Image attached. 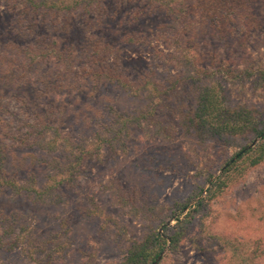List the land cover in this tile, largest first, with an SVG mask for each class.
<instances>
[{
  "label": "rangeland",
  "instance_id": "374dc122",
  "mask_svg": "<svg viewBox=\"0 0 264 264\" xmlns=\"http://www.w3.org/2000/svg\"><path fill=\"white\" fill-rule=\"evenodd\" d=\"M104 5L105 15L99 20L91 17L95 28L87 35L120 50L119 62L129 82L141 75L166 84L169 77L184 76L185 66L177 60L181 40L174 44L167 14L142 12L136 2L116 7L114 0H106ZM187 23L182 48L187 46L189 58L206 71L203 84L221 88L229 106L254 109L264 121L260 75L264 72V0H251L246 8L224 14L220 24L199 15L187 17ZM83 28L82 22L74 21L69 33L60 34L40 26L32 37L22 38L16 16L0 2V53L8 43L25 46L37 36L50 35L72 49L78 68L86 38ZM126 36H138L141 44L125 43ZM34 81L4 90L1 100L0 146L7 151V175L22 184L32 174L41 188L48 169L39 159L65 156L13 147L12 137L22 135L33 118L32 110L18 99H27L34 113L53 115L75 143L95 141L99 154L98 159L82 163V171L73 186L63 191L64 201L59 204L33 203L1 191L0 215L6 220L0 222V264H119L126 250L141 243L149 231L161 235L165 226L175 223L171 212L176 203L189 202L184 214L195 207L239 148H253L260 141L251 135L198 141L185 133L182 112L195 91L186 86L171 93L164 103L165 115L159 116L169 122V137L154 134L151 124L142 122L125 126L126 132L119 136L122 145L115 142L109 148L104 144L108 130L144 111L146 98L115 85L94 87L85 81L81 93L37 101ZM139 208L145 212H138ZM217 235L264 244V161L205 203L193 220L189 238L173 251L165 248L157 264H227L215 244ZM46 239L50 244L41 248Z\"/></svg>",
  "mask_w": 264,
  "mask_h": 264
},
{
  "label": "trees",
  "instance_id": "16d2710c",
  "mask_svg": "<svg viewBox=\"0 0 264 264\" xmlns=\"http://www.w3.org/2000/svg\"><path fill=\"white\" fill-rule=\"evenodd\" d=\"M105 1L0 0L6 4L7 10L16 16V25L22 38L32 37L40 26L45 27L48 33L67 34L72 30L74 21L84 24L83 31L86 36L78 68L73 63L72 49L61 46L59 41L50 35L37 36L32 43L25 46L6 44L0 53L1 110L4 90L23 87L31 78H35L37 101L64 93H81L85 81L93 83L94 87L100 84L115 85L134 97L146 98L148 103L144 111L121 119L117 128L108 130L109 134L104 144L113 148L115 142L119 146L122 145L119 136L125 130V126H140L142 122L151 124L154 134L169 137V122L166 117L159 116L165 115L164 103L171 93L188 86L195 91L191 94V100L190 97L187 99V107L182 112L181 127L185 133L197 138L198 141L244 135L260 138L253 148L241 147L228 158V164L221 175L209 183L207 194L195 207L184 214L189 202L176 203L171 212L175 223L165 226L161 235L156 231H149L141 243L126 250L119 263L150 264L165 248L173 251L189 238L193 220L205 203L212 201L233 181L242 179L249 169L257 167L264 161V121L254 109L229 106L221 88L203 84V78L207 77L206 71L198 66L192 57L189 58L191 51L187 46L182 48L185 28L188 26L187 17L199 15L204 19L216 20L220 24L219 21L224 14L246 8L251 0H114L116 7L136 2L142 12L146 10L164 12L170 17L172 23L168 29L174 35V44L177 45L178 40H181L178 52L181 59L177 60L185 66L186 71L184 76L169 77L166 84L141 75L135 82H129L119 62L120 50L87 35L95 28L91 17H94L93 20H99V17L105 15ZM140 9L138 15L142 13ZM123 41L128 44H141L138 36H126ZM260 75L264 79V72ZM18 100L24 107L32 110L33 118L22 135L12 137L13 147L37 149L44 153L65 156L61 160L39 159V162L48 169V173L44 186L38 188L32 174L22 184H19L15 177L7 175L4 170L7 151L0 146V193L7 190L16 199L30 200L33 203L59 204L64 201L63 191L73 186L75 178L82 171V163L98 159V146L94 145L95 141L84 140L75 143L63 131L61 124L54 120L53 115L34 113L27 99ZM138 210L145 212L141 208ZM4 220L6 217L0 215L2 224ZM215 240L227 264H264V244L259 240L230 241L219 235ZM1 242L0 240V246ZM50 242L46 239L40 243V247L46 248ZM12 248L11 245L10 249Z\"/></svg>",
  "mask_w": 264,
  "mask_h": 264
},
{
  "label": "water",
  "instance_id": "95a60500",
  "mask_svg": "<svg viewBox=\"0 0 264 264\" xmlns=\"http://www.w3.org/2000/svg\"><path fill=\"white\" fill-rule=\"evenodd\" d=\"M254 143H255V142H254ZM254 143H252V144L250 145V147H252V146L254 145ZM223 169H224V168H223ZM162 255H163V252L158 256V258L156 259V261H154V262L151 263V264H157V263L160 261Z\"/></svg>",
  "mask_w": 264,
  "mask_h": 264
}]
</instances>
